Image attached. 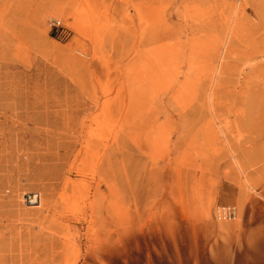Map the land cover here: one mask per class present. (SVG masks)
<instances>
[{
  "label": "rangeland",
  "instance_id": "rangeland-1",
  "mask_svg": "<svg viewBox=\"0 0 264 264\" xmlns=\"http://www.w3.org/2000/svg\"><path fill=\"white\" fill-rule=\"evenodd\" d=\"M0 264H264V0H0Z\"/></svg>",
  "mask_w": 264,
  "mask_h": 264
},
{
  "label": "bare ground",
  "instance_id": "bare-ground-1",
  "mask_svg": "<svg viewBox=\"0 0 264 264\" xmlns=\"http://www.w3.org/2000/svg\"><path fill=\"white\" fill-rule=\"evenodd\" d=\"M111 187V186H110ZM110 189V188H109ZM98 195H100V194H98ZM100 197V196H99ZM101 198V197H100ZM27 202H29V205H40L41 203V201H40V199H39V196L38 195H36V194H32V195H27ZM112 203V202H111ZM219 209V208H218ZM234 211H235V209H234ZM218 212H219V217L220 218H227L226 216H224V215H221V212H220V209L218 210ZM235 214H236V212H235ZM234 214V215H235Z\"/></svg>",
  "mask_w": 264,
  "mask_h": 264
},
{
  "label": "built area",
  "instance_id": "built-area-1",
  "mask_svg": "<svg viewBox=\"0 0 264 264\" xmlns=\"http://www.w3.org/2000/svg\"><path fill=\"white\" fill-rule=\"evenodd\" d=\"M57 25H59L58 22H56V23H52V26H54V27H57ZM218 210H219V209H218ZM218 210H217V213H218V215H219ZM220 212H221V215H224V216H226V217H232V216H234V214H235L234 209H231V208H228V209H226V208H224V209H220Z\"/></svg>",
  "mask_w": 264,
  "mask_h": 264
}]
</instances>
